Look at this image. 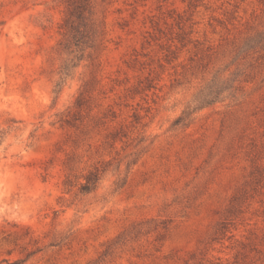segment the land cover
<instances>
[{
  "label": "rangeland",
  "instance_id": "obj_1",
  "mask_svg": "<svg viewBox=\"0 0 264 264\" xmlns=\"http://www.w3.org/2000/svg\"><path fill=\"white\" fill-rule=\"evenodd\" d=\"M0 264H264V0H0Z\"/></svg>",
  "mask_w": 264,
  "mask_h": 264
},
{
  "label": "trees",
  "instance_id": "obj_2",
  "mask_svg": "<svg viewBox=\"0 0 264 264\" xmlns=\"http://www.w3.org/2000/svg\"><path fill=\"white\" fill-rule=\"evenodd\" d=\"M87 184L84 185L83 189L85 191H90L93 188V183L95 184V182H97V180L99 179L98 174H91L88 178H87Z\"/></svg>",
  "mask_w": 264,
  "mask_h": 264
}]
</instances>
